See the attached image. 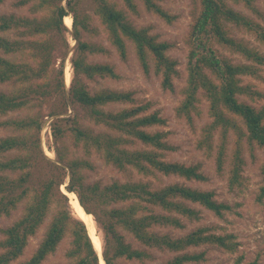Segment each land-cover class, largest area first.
<instances>
[{"label": "trees", "instance_id": "1", "mask_svg": "<svg viewBox=\"0 0 264 264\" xmlns=\"http://www.w3.org/2000/svg\"><path fill=\"white\" fill-rule=\"evenodd\" d=\"M137 1L145 11L166 23L173 22L174 17L160 5L161 0H121L123 8H118L113 0H16L14 8L27 7L30 16L0 15V85L11 83L14 87L10 92L0 91V116L32 108L35 102L41 105L49 101L56 109L51 116L66 114L68 102L84 113L81 119L74 114L53 121L55 161L41 149L39 115L4 123L14 127L17 135L0 139V218L9 217L19 205L23 204V208L17 220L1 229L0 264H42L65 237L70 239L65 264H101L100 259L103 264H146L154 261L152 250L175 253L158 264H188L203 259L202 253L187 252L189 248L212 245L229 253L236 251L232 234H215L197 227L173 237L156 230H182V219L198 220L199 211L191 205H199L216 216L229 211L230 206L217 201L212 191L179 183L153 188L149 183L133 180L113 181L104 187L86 183L84 172L94 169L90 161L94 155L120 172L133 170L143 177L159 173L186 181L204 180L200 165L164 159L163 151L170 149L166 133L148 130L164 124L159 113H148L147 104L135 105L132 92L111 89L90 92L83 81L118 78L113 66L89 61L90 55L105 50L81 39V33L87 37L98 34L91 25L92 17L80 11L82 4L88 3L118 56L125 60L129 41L142 69H153L160 76L161 87L173 91L178 71L176 61L167 55L170 45L158 41L148 28H136L127 20V12L138 11ZM3 3L0 0V6ZM198 3L186 38L187 76L176 112L179 117L191 120L193 115L201 114L198 106L201 99L207 102L210 121L201 128L196 147L206 156L214 157L218 173L227 162L228 189H242L244 149L250 153L255 148L264 151V104L256 105L264 100V92L253 83L244 82V78L263 80L264 27L232 7L241 5L257 13L254 0H198ZM68 14L76 47L70 59L73 75L66 90L63 69L68 45L63 36L67 31L63 19ZM234 32L252 36L263 51L236 38ZM7 33L13 38L7 37ZM226 53L237 56L239 61L234 62ZM240 97L248 102L240 101ZM87 121L104 130L94 131L86 125ZM138 144L144 148H130ZM79 147L82 154L78 156L75 149ZM261 173L264 180V164ZM62 188L73 193L84 212L92 215L102 234L101 256L86 224L73 215ZM263 198L264 184L257 199ZM50 214L31 257L15 263ZM125 235L136 245L126 241ZM232 264L257 263H244L238 257Z\"/></svg>", "mask_w": 264, "mask_h": 264}, {"label": "rangeland", "instance_id": "2", "mask_svg": "<svg viewBox=\"0 0 264 264\" xmlns=\"http://www.w3.org/2000/svg\"><path fill=\"white\" fill-rule=\"evenodd\" d=\"M15 1L16 0H4V3L0 6V15L14 13L16 15L30 16L27 12V7L15 9L13 6ZM113 2L117 4L118 8L124 7L121 0H113ZM137 4L138 11L136 13L127 12V20L136 28H148L149 33L154 35L158 41H164L170 45L167 55L176 61V68L178 71V76L173 80V91L165 90L161 87L160 76L157 75L153 69L150 68L148 71L142 69L129 41L126 42L127 56L125 60L118 56L115 48L109 43L98 18L93 14L91 4L88 3H83L80 11L81 14L92 17L91 25L97 29L98 34L87 37L84 33H81V39L99 45L105 50L104 53L90 55L89 61L92 63H107L113 66L118 78H95L94 80L83 79V81L90 92H96L101 89L132 92L135 105L147 104L149 106L148 113H159V116L164 120V124L162 126L152 127L148 130L151 132L160 131L166 133V141L170 149L163 151L164 159L166 161L179 162L184 165H200L199 172L203 175L204 180L186 181L174 176L160 175L159 173H156L155 176L143 177L136 174L133 170L120 172L111 165L104 164L99 156L94 155L90 158V161L93 162L94 169L84 172L86 183H97L100 187H104L111 184L113 181L125 182L133 180L149 183L153 188L179 183L191 188L212 191L217 201L230 206L229 211L225 212L222 216H216L199 205H191L199 211L200 217L198 220L189 221L182 219L184 225V229L182 230L173 228H159L156 230L160 233H168L173 237H180L197 227H205L211 233L232 234L235 237L237 247L234 253L226 252L212 245H203L197 248L187 249V252L189 253H202L203 255L201 261L188 264H232L238 257H241L244 263L256 261L257 264H264V198L261 201H258L257 199L260 193V187L264 184L263 175L261 173V167L264 164V151L255 148L252 153H250L247 148L244 149V166L242 175L245 180V185L242 189H234L230 191L227 184L229 164L226 162L223 171L218 173L214 157L206 156L203 151L196 147V141L199 138L201 128L210 121L207 102L204 99H201V102L198 105L201 114L199 116L193 115L191 120H188L183 116L179 117L176 112V109L182 100L181 90L185 85L187 76L186 63L188 47L186 44V38L188 36L190 24L198 12V0H161L160 5L174 17L172 23H166L156 15L145 11L140 2L137 1ZM254 6L257 13L251 12L241 5H232L236 11L250 17L264 27V1L254 0ZM65 17L67 18L63 19V25L67 28V31L63 32V36L68 45V52L65 57L64 68L67 62H69L70 65V59L76 47V42L72 36L71 15L68 14ZM68 21H70L69 25ZM233 35L236 38L243 39L251 47L263 51V48L258 45L252 36L239 32H234ZM6 36L13 38L11 33H7ZM60 53L61 50L56 53V56L59 57ZM226 55L234 62L239 61L237 56L228 55L227 53ZM58 63L59 62H56L55 67L58 66ZM70 69L72 79L73 74L71 65ZM261 76L263 80L244 78V82L253 83L257 89L264 92V69ZM69 86L67 87L65 85L66 90L69 89ZM13 88V84L11 83L0 85V91L3 92H10ZM239 100L248 102V99L244 97H240ZM256 103V105L259 106L264 104V100ZM54 109L55 106L51 101L42 103L41 105H38V102H35L34 107L32 108L22 109L0 116V139L11 136L15 137L17 135V131L14 127L5 125V122L19 120L27 116L39 115L42 121L40 131L41 149L44 155L46 152L45 149L52 152L53 156L48 158L55 161V144L51 134V125L53 121L58 118L72 117L74 114H77V118L81 119L83 118L84 113L78 106L73 105L71 102H68L66 114L51 116L50 114ZM83 121H85V119ZM86 125L96 132L104 130L102 127L95 126L89 121L86 122ZM63 127H66V125ZM65 143L68 144L67 140ZM230 147L231 143L228 151ZM130 148L141 149L144 147L138 144L130 146ZM75 152L78 156L82 154L80 147L75 149ZM13 153L14 152H11L10 154ZM62 190L65 191L64 188H62ZM22 208L23 204L19 205L9 217L0 218V241L3 239L1 229L10 226L15 220H17L21 215ZM70 209L72 210L73 215L77 217L75 212H73L71 205ZM50 217L51 214L40 226L37 234L28 240L23 255L15 263L25 261L31 257L41 240L42 234L50 221ZM94 224L97 237L101 241L100 249L102 250V234L100 229L96 226L95 221ZM125 237L126 241L134 246L136 245V242L129 235H125ZM69 240V237L62 239L57 246L55 253L49 256L42 264L67 263L68 260L65 257V252L69 247ZM151 253L154 257V261L146 264L163 263L175 256V253L166 250H152Z\"/></svg>", "mask_w": 264, "mask_h": 264}, {"label": "bare ground", "instance_id": "3", "mask_svg": "<svg viewBox=\"0 0 264 264\" xmlns=\"http://www.w3.org/2000/svg\"><path fill=\"white\" fill-rule=\"evenodd\" d=\"M67 18V17H64ZM69 20V18H68ZM71 20V19H70ZM70 21H68V25H69ZM71 81V69H70V65L69 62L66 63L65 68H64V82L65 85L68 87ZM45 155L47 157H52V152H50L49 150L45 149ZM65 192V191H63ZM67 195V197L69 198V203L71 205V208L73 209V212H75L76 216L79 218V220L83 221L86 226L87 229L89 231V235L91 237V240L93 242L94 248L97 251V253L99 254V251L101 250V241L100 239L97 237V233H96V229H95V224H94V220L93 217L90 214H85L84 210L82 209V207L80 206V204L78 203L77 198L74 196L73 193H68L65 192ZM100 256V254H99ZM100 263H102V260L100 259Z\"/></svg>", "mask_w": 264, "mask_h": 264}, {"label": "water", "instance_id": "4", "mask_svg": "<svg viewBox=\"0 0 264 264\" xmlns=\"http://www.w3.org/2000/svg\"><path fill=\"white\" fill-rule=\"evenodd\" d=\"M75 196V195H74ZM76 197V196H75ZM85 213V212H84ZM86 214V213H85ZM92 216V215H91ZM99 253L101 254V250L99 251ZM101 258V257H100ZM102 260V259H101ZM103 263V262H102Z\"/></svg>", "mask_w": 264, "mask_h": 264}]
</instances>
